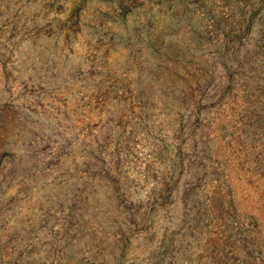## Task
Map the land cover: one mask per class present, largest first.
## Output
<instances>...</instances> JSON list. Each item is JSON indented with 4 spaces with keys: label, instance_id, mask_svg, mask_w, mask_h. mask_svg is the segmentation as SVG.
I'll use <instances>...</instances> for the list:
<instances>
[{
    "label": "rangeland",
    "instance_id": "374dc122",
    "mask_svg": "<svg viewBox=\"0 0 264 264\" xmlns=\"http://www.w3.org/2000/svg\"><path fill=\"white\" fill-rule=\"evenodd\" d=\"M0 264H264V0H0Z\"/></svg>",
    "mask_w": 264,
    "mask_h": 264
}]
</instances>
